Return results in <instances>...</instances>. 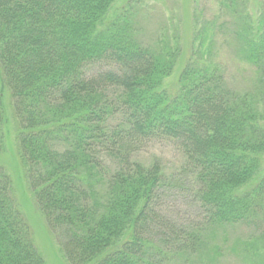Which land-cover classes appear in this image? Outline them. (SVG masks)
<instances>
[{
	"label": "trees",
	"instance_id": "1",
	"mask_svg": "<svg viewBox=\"0 0 264 264\" xmlns=\"http://www.w3.org/2000/svg\"><path fill=\"white\" fill-rule=\"evenodd\" d=\"M117 1L0 0V66L20 158L63 253L70 264H213L222 249L211 243L215 231L247 223L263 231L236 250L264 264V116L258 96L230 89L213 57L218 19L194 15L170 92L182 46L145 44L135 11ZM242 1L219 0L226 36L264 86V11H240ZM5 121L0 92V151ZM158 139L182 154L192 220L166 208L184 182L161 160L136 158ZM0 264H46L1 166Z\"/></svg>",
	"mask_w": 264,
	"mask_h": 264
},
{
	"label": "rangeland",
	"instance_id": "2",
	"mask_svg": "<svg viewBox=\"0 0 264 264\" xmlns=\"http://www.w3.org/2000/svg\"><path fill=\"white\" fill-rule=\"evenodd\" d=\"M262 1H242L240 11L247 10L256 15L261 9L264 11V6H261ZM129 5L132 11H135V20L140 30L139 36L145 44L153 46L159 39H164L172 44L178 42L182 46L183 55L173 74L165 81V88L170 92L176 91L178 75L191 51L194 15L207 20L218 19L219 34L216 36L213 57L220 63L230 89L239 93L248 91L258 96L262 106L261 113L264 116V86L259 82L254 66L240 58L237 42L226 36L230 24L226 22L227 10L220 8L219 0H118L115 7L119 10ZM99 66L90 68V71H96ZM0 92L6 117L0 166L4 167L11 178L14 199L31 227L34 244L46 264H70L61 249L57 234L51 229L37 205L26 168L21 162L17 140L18 124L1 66ZM136 158L146 164L159 159L167 174L175 173L181 179V183L184 182L185 189H175L172 192L173 197L165 200L166 208L171 211L170 216L177 221L192 220L198 208L188 196L186 183L190 180V176L179 170L183 157L173 142L166 139L154 140L146 149L139 152ZM181 175L182 178L179 177ZM262 231V227H249L247 223L235 224L215 231L217 238L211 240V243L219 244L222 249L220 257L213 264H247V258L245 260L241 250H236V245L247 242L248 237ZM172 264H199V261L196 258H189L187 262L177 259Z\"/></svg>",
	"mask_w": 264,
	"mask_h": 264
}]
</instances>
